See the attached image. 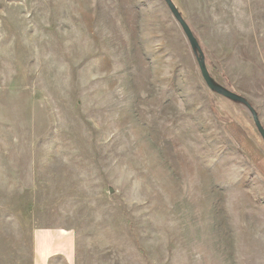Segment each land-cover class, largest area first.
Listing matches in <instances>:
<instances>
[{"label":"rangeland","instance_id":"obj_1","mask_svg":"<svg viewBox=\"0 0 264 264\" xmlns=\"http://www.w3.org/2000/svg\"><path fill=\"white\" fill-rule=\"evenodd\" d=\"M171 1L264 128V0ZM39 229L48 264H264V143L163 0H0V264Z\"/></svg>","mask_w":264,"mask_h":264},{"label":"water","instance_id":"obj_2","mask_svg":"<svg viewBox=\"0 0 264 264\" xmlns=\"http://www.w3.org/2000/svg\"><path fill=\"white\" fill-rule=\"evenodd\" d=\"M163 1H164V4L166 5V7L168 8L169 12L171 13L172 17L174 18V20L177 22V24L181 28L184 36L186 37V39L189 43V46H190L192 52L195 55L201 78H202L203 82L205 83L206 87L210 91H212L213 93H215V94H217L223 98H226L229 101L241 104L248 111V113H249V115L253 121V124H254L258 134L260 135V137L264 143V128L262 127L261 123L259 122V119H258L254 109L248 104V102L243 97L225 90L224 88L216 85L212 81V79H211V77H210V75L206 69L205 63H204L203 54L200 50V47L198 45L196 38L192 34V31L190 30V28L188 27L186 22L183 20L181 14L177 10V8L174 6L172 1L171 0H163Z\"/></svg>","mask_w":264,"mask_h":264},{"label":"crops","instance_id":"obj_3","mask_svg":"<svg viewBox=\"0 0 264 264\" xmlns=\"http://www.w3.org/2000/svg\"><path fill=\"white\" fill-rule=\"evenodd\" d=\"M66 242H74V239L61 230H35L31 236V264H48L54 255L64 254Z\"/></svg>","mask_w":264,"mask_h":264}]
</instances>
